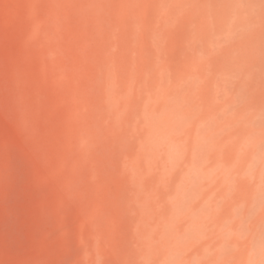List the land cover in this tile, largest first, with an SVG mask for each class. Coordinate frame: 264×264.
Instances as JSON below:
<instances>
[{"label":"rangeland","instance_id":"374dc122","mask_svg":"<svg viewBox=\"0 0 264 264\" xmlns=\"http://www.w3.org/2000/svg\"><path fill=\"white\" fill-rule=\"evenodd\" d=\"M0 264H264V0H0Z\"/></svg>","mask_w":264,"mask_h":264}]
</instances>
